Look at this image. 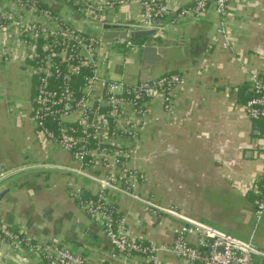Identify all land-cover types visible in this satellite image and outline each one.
Returning a JSON list of instances; mask_svg holds the SVG:
<instances>
[{"label":"crops","instance_id":"1","mask_svg":"<svg viewBox=\"0 0 264 264\" xmlns=\"http://www.w3.org/2000/svg\"><path fill=\"white\" fill-rule=\"evenodd\" d=\"M115 1L105 15L118 14L130 24L142 20L140 3ZM194 1L170 0L159 20L164 27L158 29L159 37L177 47L187 46V57L181 50L176 62L143 68L141 48L112 54L111 78L136 83L173 73L185 79L174 92L169 111L160 99L151 103L150 125L133 162L146 175L136 192L239 239L252 240L264 252V216L259 221L256 217L264 187V121H252L245 110L251 76L264 77V0L231 3L224 24L214 10L181 17L182 9ZM53 10L71 15L62 4H54ZM80 24L88 33L100 31L92 21L80 18ZM3 42L12 50L9 38H0ZM36 84L31 63L0 48V221L32 242L61 244L82 255L87 264H143L138 257L114 258L103 230L71 198V188H84L88 194L98 188L66 169L79 166L69 151L36 135ZM110 196L132 239L157 245L175 241L181 221L153 215L131 197ZM188 240L198 246L196 235ZM159 257L162 264H186L170 252ZM0 258L3 264H46L30 249L0 252ZM255 261L264 264V258Z\"/></svg>","mask_w":264,"mask_h":264},{"label":"built area","instance_id":"2","mask_svg":"<svg viewBox=\"0 0 264 264\" xmlns=\"http://www.w3.org/2000/svg\"><path fill=\"white\" fill-rule=\"evenodd\" d=\"M169 1L131 0L140 3L143 15L141 21L130 24L121 21L118 14L105 15L116 5L115 0H0V38L13 42L12 50L4 42L0 48L31 63L37 79L33 99L36 135L69 151L79 166L66 169L97 186L93 194L84 188H71L70 196L103 230L114 258L123 255V260L138 257L143 264H162L159 254L170 252L186 264H256V257L264 258V252L252 240L239 239L136 192L146 175L133 162L150 125L151 103L160 99L163 109L169 111L174 92L185 84L183 76L167 74L136 83L111 78L108 70L117 43L129 52L141 47L131 41L103 42L98 34L80 29V18L92 21L99 30L105 25L162 29L159 20ZM235 1L195 0L180 16L214 10L224 24L228 7ZM118 3L127 5L128 0ZM54 4L66 6L71 15L55 12ZM250 81L252 97L245 110L258 122L264 120V77L256 73ZM114 193L139 201L153 215L166 214L181 221L175 241L157 245L132 239L125 218L111 199ZM263 216L264 187L256 208L257 220ZM190 235L198 237V246L189 242ZM24 249L36 252L46 264H87L82 255L61 244L32 242L0 221V252Z\"/></svg>","mask_w":264,"mask_h":264},{"label":"water","instance_id":"3","mask_svg":"<svg viewBox=\"0 0 264 264\" xmlns=\"http://www.w3.org/2000/svg\"><path fill=\"white\" fill-rule=\"evenodd\" d=\"M157 22L158 20H155V23ZM159 31L158 29L135 30L123 25H105L98 35L101 36L103 42L107 43L146 40L145 44L141 47V64L143 68L176 62L179 60L178 52L181 50L186 57L188 56L189 49L187 46L177 47L178 44L173 41L164 40L161 43L156 42V39L159 38ZM184 43V41H181V44ZM3 263L4 259L0 258V264Z\"/></svg>","mask_w":264,"mask_h":264},{"label":"trees","instance_id":"4","mask_svg":"<svg viewBox=\"0 0 264 264\" xmlns=\"http://www.w3.org/2000/svg\"><path fill=\"white\" fill-rule=\"evenodd\" d=\"M70 8H71V6H70ZM162 41H163V40H162L160 37L156 39V42H158V43H161ZM131 42L133 43V45H136L137 47H142V46L145 44L146 40L141 39V40L131 41ZM116 49H117L118 52H120V53H126V52H127V48H126V46H125V45H122L121 43H117V45H116ZM171 74H173V73H171ZM140 81H143V80H139L138 82H140ZM251 97H252V93L250 94V97H249V98L247 97V99L245 100V103H246ZM262 121H264V120H262Z\"/></svg>","mask_w":264,"mask_h":264},{"label":"rangeland","instance_id":"5","mask_svg":"<svg viewBox=\"0 0 264 264\" xmlns=\"http://www.w3.org/2000/svg\"><path fill=\"white\" fill-rule=\"evenodd\" d=\"M80 29L82 30V31H84L83 29H84V26L83 25H81L80 24ZM113 46H114V44H113ZM113 51H118L117 49H115V50H113ZM116 53H118V52H116ZM113 75H114V72H113Z\"/></svg>","mask_w":264,"mask_h":264}]
</instances>
